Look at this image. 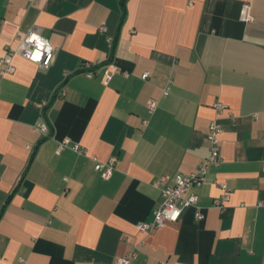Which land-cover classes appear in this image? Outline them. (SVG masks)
<instances>
[{
    "label": "crops",
    "instance_id": "crops-1",
    "mask_svg": "<svg viewBox=\"0 0 264 264\" xmlns=\"http://www.w3.org/2000/svg\"><path fill=\"white\" fill-rule=\"evenodd\" d=\"M35 27L53 64L17 56L0 86V264H117L133 251L132 264H264V0H0V68ZM110 62L121 71L107 84L97 65ZM214 118L224 162L196 189L206 218L191 207L142 232L164 200L154 181L198 170ZM95 156L119 158L111 179ZM216 180L232 189L226 210Z\"/></svg>",
    "mask_w": 264,
    "mask_h": 264
},
{
    "label": "built area",
    "instance_id": "built-area-1",
    "mask_svg": "<svg viewBox=\"0 0 264 264\" xmlns=\"http://www.w3.org/2000/svg\"><path fill=\"white\" fill-rule=\"evenodd\" d=\"M242 17L245 21L253 20L250 14V4H245ZM101 30L108 32L109 28L106 24L101 27ZM16 45H8L6 47L5 55L1 60L0 68V86L7 76L13 75L17 71L15 59L17 56H22L31 61H34L46 68H49L56 56V49L48 37H46L39 27L33 28L27 34H18L16 37ZM108 41L112 48L116 43V37L113 35L108 36ZM104 65L105 68V83H110L114 75L121 71V68L114 62L107 64H98L97 66ZM95 64L86 62L84 65V73L89 77H95L97 71L94 69ZM129 75V73H127ZM150 72H146L143 78L147 80L150 77ZM170 92V87L165 90V93ZM66 91H63V95ZM159 107L158 100H152L149 105L151 114H154ZM215 107L219 111H225L228 107L223 102H218ZM149 124V120L145 121ZM37 129L44 135L51 134V127L47 122H39ZM225 133L224 127L218 118H214L211 122L209 133L206 140L209 143V155L200 164L198 170L192 174L178 173L175 176L163 175L154 181V186L162 191L163 203L155 210V219L150 222H139L138 227L142 232L154 233L156 230L164 228L169 222L179 221L187 208L195 207L197 209V219L204 220L206 214L199 206V195L196 191L197 188L209 183L211 170L220 167L224 162L223 156V135ZM70 140L66 139L59 143L57 153L61 154L66 148L70 146ZM80 154L88 153L87 149L80 144L73 146ZM96 161V170L101 173L103 178L111 179L118 166L119 158L112 156L110 159L104 161L98 156L94 157ZM217 184L222 190V197L216 200L215 205L223 210L227 209V204L232 197V189L223 181L216 180ZM137 257V252L133 251L125 257L117 259V264H132L133 260Z\"/></svg>",
    "mask_w": 264,
    "mask_h": 264
},
{
    "label": "trees",
    "instance_id": "trees-1",
    "mask_svg": "<svg viewBox=\"0 0 264 264\" xmlns=\"http://www.w3.org/2000/svg\"><path fill=\"white\" fill-rule=\"evenodd\" d=\"M116 45H117V38H116V43H115V45H114V47H113V52H114V50H115V48H116Z\"/></svg>",
    "mask_w": 264,
    "mask_h": 264
}]
</instances>
